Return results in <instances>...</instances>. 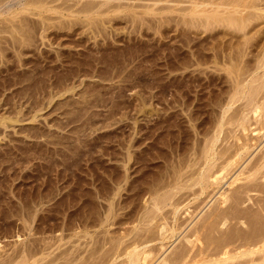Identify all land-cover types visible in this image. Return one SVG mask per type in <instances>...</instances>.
Here are the masks:
<instances>
[{
  "label": "rangeland",
  "instance_id": "374dc122",
  "mask_svg": "<svg viewBox=\"0 0 264 264\" xmlns=\"http://www.w3.org/2000/svg\"><path fill=\"white\" fill-rule=\"evenodd\" d=\"M208 1L0 0V264L24 258L27 264H69L71 258L122 264L127 259L124 245L133 233H142L139 228L145 229L141 217L151 200L144 193L152 186L161 188V182L171 179L173 166L185 157L195 159L190 153L201 152L215 133V154L235 143L239 130L227 124L219 131L213 123L218 118L217 126L220 119L225 123L236 110L245 113L239 108L247 100L226 105L236 87L232 66H252L251 74L240 76L243 86L264 74L254 69L264 61V0H241L257 9H239L247 12L242 17H256L252 22L245 19L242 30L223 21L231 7L214 8ZM247 117L254 119L252 114ZM257 122L249 121L250 131L244 133L246 140L255 139L253 144L248 141L252 150L231 176L225 174L219 188L202 193L198 186L183 188L177 196L183 195L179 204L185 207L179 205L176 213L174 206L163 210L167 240L150 244L156 253L149 264L179 254L187 244L184 236L203 224L222 191L246 183V175L240 176L243 182L228 189L233 178L242 170L246 173L244 168L264 153V130L251 134L260 129ZM220 163L216 161L214 170ZM196 166L191 167L198 170ZM191 169L185 170L195 171ZM184 174L182 185L192 183L193 174L197 179L195 172ZM259 193H249L252 202L237 207L246 211L247 224L228 222L232 228L228 223L220 226L223 230L214 232V238L227 239L229 234L227 240H236L231 245L236 248L255 231L254 224L264 230V195ZM253 199L259 200L258 206ZM193 245L186 248L196 252L204 246L196 241ZM261 252L240 255L239 261L236 257L228 264H251L263 257Z\"/></svg>",
  "mask_w": 264,
  "mask_h": 264
},
{
  "label": "bare ground",
  "instance_id": "6f19581e",
  "mask_svg": "<svg viewBox=\"0 0 264 264\" xmlns=\"http://www.w3.org/2000/svg\"><path fill=\"white\" fill-rule=\"evenodd\" d=\"M201 1V0H200ZM199 0H197V3L198 2H200ZM204 1H206L207 2V0H202V4L203 3H205ZM228 1V0H227ZM227 1H226V3H225V0H224V3H223V0H221V1H219V0H215L214 2H212V0L211 1H208V2H210V6H214V8H220L221 6L222 7H224L223 5H226V6H229V8L231 7V12L229 11H227V13L229 14V15H227V17L225 16L224 18H223V16H222V18L224 19H222L223 21H225V22H227V24H229L230 26H232L233 28H235L236 30H242V29H244V28H246V23H247V21L245 20V19H248V16H246L247 18H245V17H242L243 16V14L245 13H241V12H239L240 10L239 9H241L244 5L245 6H247L248 7V5H246L243 1H241V0H229L228 1V3H227ZM246 1V0H245ZM248 1V0H247ZM255 1V0H254ZM215 2H218V3H215ZM220 2H222V3H220ZM262 2V1H261ZM254 3V2H253ZM260 3V2H259ZM194 4V3H193ZM196 4V3H195ZM199 5H202V4H200V3H198ZM249 4V3H248ZM258 4V3H257ZM261 4V3H260ZM243 5V6H242ZM209 6V5H208ZM218 6H220V7H218ZM244 6V7H245ZM253 6H255V5H252V7ZM244 7H243V11L245 10V9H247L246 7H245V9H244ZM197 8V7H196ZM226 8V7H225ZM249 8H251L250 6L248 7V9ZM257 8H259V7H257ZM252 9V8H251ZM253 9H256V6H255V8H253ZM252 9V10H253ZM194 10V9H193ZM204 10V9H203ZM213 10H215V9H213ZM217 10V9H216ZM219 10V9H218ZM227 10V9H226ZM233 10H234V12H233ZM257 10V9H256ZM260 10H261V8H260ZM249 11H250V9H249ZM254 11V10H253ZM192 12V11H191ZM195 12H197V10L195 11ZM194 12V13H195ZM260 12V11H259ZM263 12V11H262ZM209 13V12H208ZM214 13H215V11H214ZM219 12L217 11V14H218ZM225 13V12H224ZM223 13V14H224ZM247 13V12H246ZM245 13V14H246ZM251 13V12H250ZM261 13V12H260ZM205 14V13H204ZM216 14V13H215ZM214 14V15H215ZM220 14V13H219ZM218 14V15H219ZM222 14V13H221ZM263 14V13H262ZM193 15V14H192ZM211 15V14H210ZM225 15V14H224ZM248 15H250V14H248ZM196 16V15H195ZM198 16H199V14H198ZM208 16V15H207ZM221 16V15H220ZM251 16V15H250ZM253 17H249V19L248 20H250V18L252 19V18H254V19H256V17H254V15H252ZM205 17H206V15H205ZM205 17H204V19H205ZM207 18V17H206ZM211 18V17H210ZM209 18V19H210ZM219 18V17H218ZM226 18V19H225ZM244 18V19H243ZM258 18L259 17H257V20H258ZM197 19V18H196ZM203 19V20H204ZM208 19V20H209ZM220 19V18H219ZM220 19V20H221ZM254 19H252V20H254ZM207 19H205V21H206ZM219 20V22L218 23H220V22H223V21H220ZM243 20H245L244 21V23H243ZM204 21V22H205ZM251 21V20H250ZM210 22V21H209ZM252 22V21H251ZM214 23V22H213ZM218 23H216V24H218ZM255 23V22H254ZM222 24V23H221ZM221 24H219V25H221ZM249 24V23H248ZM224 26H226V25H224ZM218 27H220V26H218ZM249 27V26H248ZM222 29V28H221ZM225 29V28H224ZM229 29H231L230 27H229ZM249 29V28H248ZM233 32V31H232ZM238 33V32H237ZM243 35V34H242ZM230 45V44H229ZM221 46V45H220ZM234 48V47H233ZM225 52V51H224ZM236 53V52H235ZM242 54V53H241ZM242 56V55H241ZM240 57V56H239ZM244 57V56H243ZM229 58V57H228ZM231 58V57H230ZM236 58V57H235ZM264 58V57H263ZM228 60H230V59H228ZM261 60H262V58H261ZM264 60V59H263ZM227 61V60H226ZM263 62V64H261V65H259V67H258V65H257V68H255V66H254V69L257 71H259V69H263V71H264V61H261V63ZM242 63V62H241ZM247 63V62H246ZM230 64H232V63H230ZM237 65V64H236ZM232 66V65H230V66H232V74L234 73V76H235V79H236V82H235V86L237 87H234V92H233V94L231 95V98H230V100L228 101V103H226V105L228 106V107H231L233 104H235V103H237V102H239L240 100H247L246 101V103H245V105H243V107L244 108H239V109H243V113L244 114H242L241 115V111H240V113H238L239 112V110L237 111H235L234 113H231V115H229V117H227L228 119H226L225 121V123H224V120H221L220 119V123H218L219 125L217 126L216 124H217V122H219V118L216 120L217 122H215L216 124H214L213 123V125H215L217 128V130H221V129H223L222 127L224 126V125H232V127H234L235 129H234V131H236V129L237 130H239V132H241V135H239V134H237L238 136H234L235 137V143L234 144H232V146H230V148H228V146H227V148H226V150H224V151H222V152H220V153H214V148H215V144H216V142H217V138L218 137H214V136H216V133H215V135H213L212 136V138L211 139H209L208 140V142H207V145H205L204 146V148H202L201 147V152L199 151V149H198V152L199 153H195L196 151H194L193 153H195V154H192V153H190L191 155L190 156H192V157H195V159H192V158H186L185 156V159H183V160H180V163L181 164H179V162H178V165H177V167H175V166H171L172 168H173V171H171V179L170 180H165L164 182H166V183H164V182H161V185H162V187H161V185L159 186V187H161V188H152L151 187V189H153V190H151V191H149V192H145L144 194H148L149 195V197H150V199L148 200V201H150L151 202V206H147V208L145 209V211H143V213H142V220H141V222L144 224V227H145V229H140L139 228V230L140 231H142V233H139V232H135V230H134V232L136 233H133V237H132V239H129V241H128V244H126V246L124 245V252H122V254L124 253L125 254V256L127 257V259H125V261H123V263L122 264H149V263H152L151 262V260L152 259H154V256H155V249L154 248H152L151 246H150V244H152L153 242L155 243V241L156 240H158V241H161L162 243H164L163 241L166 239L167 240V233L169 232V230H167V219H166V216H165V213H164V209H166V207L168 206H174L175 208H174V210H173V212L174 213H176V212H178V208H179V203H181L182 204V202L183 201H181V202H179L180 201V198L181 199H183V195L180 197L179 196V198H178V194L177 193H179L180 191H181V189H183L184 188V190H185V188H186V190L187 189H189V187H195V186H198V187H200V192L202 193V192H205V191H208V189H212V187H214V186H216V187H214L215 189H217V188H219V185H220V183L222 182V180L224 179V177H225V174H227V175H230V173L232 174V171H235L234 170V168L236 167L235 165L236 164H238V162L239 161H241L242 162V160H244V158L243 157H245L246 158V156L245 155H247V154H249L250 153V151L249 150H252V147L249 145V142H251L252 143V141L251 140H255V139H251L250 141H249V139L248 140H246L247 139V137H244V136H246V134L250 131V128L249 127H251L252 125L251 124H249L248 125V122L250 121V122H252L253 120H256V121H258L257 122V124H259L260 126V129L258 128L257 129V127H255L254 129H253V133H251V134H253L254 135V133L255 134H257V136H258V134L259 133H261V129H262V132H263V130H264V94H262V90H263V88H264V81H263V79L262 78H264L263 76H264V74L261 76L260 74V76L262 77H260L259 78V76L257 77V76H255V79L254 78H251V80L252 79H254V80H250V84L249 85H242L243 84V79L241 80V77L240 76H244L245 74H251V72H252V69L253 68H249L250 70H246L247 68H245V69H241V70H243V71H245L244 72V74L242 75L241 74V72L243 73V71H241V70H239V66L237 67V66ZM250 65V64H249ZM263 65V66H262ZM243 66V65H242ZM246 66V65H245ZM261 66V67H260ZM235 67V68H234ZM241 68V67H240ZM239 71V72H238ZM254 71V70H253ZM255 71V73H257ZM262 71V72H263ZM229 72V71H228ZM236 72H238L237 74H241V75H236ZM250 72V73H249ZM231 74V73H230ZM230 76V75H229ZM257 77V78H256ZM247 78V77H246ZM245 80V79H244ZM234 81V80H233ZM259 82V84L257 85V83ZM245 83V82H244ZM249 83V82H248ZM254 83H256V85L254 84ZM234 84V83H233ZM225 85V84H224ZM228 85V84H227ZM241 85H242V88H240L241 87ZM230 87V86H229ZM246 90L248 91V92H246ZM225 93V92H224ZM230 93V92H229ZM239 96V97H238ZM227 98V97H226ZM218 100V99H217ZM221 105V104H220ZM224 106V105H223ZM227 106H226V108H227ZM233 107V106H232ZM223 109V108H222ZM227 109H229V108H227ZM227 112H228V110H227ZM249 114H252L253 115V117H254V119L251 121V120H249V121H247L246 119L248 118L247 117V115H249ZM223 115V114H222ZM250 119H251V116H250ZM208 121V120H207ZM214 121H215V119H214ZM221 121H223V122H221ZM224 123V124H223ZM254 123V125L256 124V122H253ZM215 126H213V127H215ZM231 127V126H230ZM211 129V128H210ZM257 129V130H256ZM216 130V131H217ZM259 130V131H258ZM225 131V130H224ZM255 131H258V132H255ZM215 132V131H214ZM227 132V131H226ZM182 133V132H181ZM217 133H221V132H218L217 131ZM234 132H232V134H233ZM243 133V134H242ZM244 133H246L245 135H244ZM235 134V133H234ZM263 134V133H262ZM186 135V134H185ZM218 135V134H217ZM264 135V134H263ZM226 136H228V135H226ZM232 135H230V137H231ZM242 136V137H241ZM247 136H249V135H247ZM252 136V135H251ZM256 136V135H255ZM224 137V136H223ZM185 138V137H184ZM232 138V137H231ZM243 138V139H242ZM246 138V139H245ZM256 138V137H255ZM262 138V137H261ZM182 139V138H181ZM222 139H224V138H222ZM229 139V138H228ZM234 139V138H233ZM246 141H245V140ZM186 141V140H185ZM190 141V140H189ZM224 141H225V139H224ZM227 141V140H226ZM249 141V142H248ZM229 142V141H228ZM233 142V141H232ZM257 142V141H256ZM230 143V142H229ZM250 143V144H251ZM206 144V143H205ZM253 144V143H252ZM197 145V144H196ZM185 146H187V145H185ZM184 146V147H185ZM254 146V145H253ZM251 147V148H250ZM190 148V147H189ZM198 148V147H197ZM196 148V149H197ZM180 149H183V148H180ZM216 149V148H215ZM188 150H190V149H188ZM180 151H182V150H180ZM184 151V150H183ZM190 152V151H189ZM189 152H187V153H189ZM182 153V152H181ZM186 153V154H187ZM185 154V153H184ZM263 155H262V157L260 156V158L257 160L256 159V161H254V165L252 164V165H250V166H247L246 168H244V169H246V171L248 172H246V173H244L243 172V170L241 171V172H243V173H239L235 178H233V180L231 181V183H229L228 185H229V187H228V189L229 188H233V185H235L234 183H236V182H238L239 180L240 181H242V179H239V177L240 176H244V175H246V177L245 178H243V180L246 182L245 184L243 183V185L241 186V184H238L237 183V187L238 188H233V189H231V190H234V191H231V190H229L230 191V193H229V191H226L225 189H224V191H222V193L219 195V198H218V204L216 205L217 207H214L213 206V209L207 214V216L206 217H204L202 220H204V222L201 220L200 221V223H202L203 222V224H200V225H198V226H195V227H198L197 229L196 228H194V229H196V231L195 230H193V232H191V233H193V234H190V236L188 235V236H184V239L186 238V241H184L185 243H187L186 244V246L185 247H183L182 248V246H181V248H182V251L180 250V249H178V250H180L181 252L179 253V254H175V256L174 257H172V256H170V257H168V258H163L162 260H160V263H158V264H221V263H226V264H228V262H231V261H235L237 258H238V260L237 261H239V258H241V257H239L240 255H245V254H251L252 255V253L253 254H260V253H258V252H261V251H263L264 252V230H259L258 228V230L260 231V232H258V233H255V232H257L258 230L256 229V226L258 225H253L252 224V221H251V223L250 224H252L253 226H255V231H252V234H251V236H249L248 235V237L245 239V242L244 243H241L242 245V247H244V249L242 248V249H240L241 248V246L239 247H236L235 248V246L234 247H232L231 245L234 243V241H235V243H236V240H232V238L229 236V239L231 238V240L233 241H228L227 239H228V235L229 234H227V239H225V238H223V237H225L224 235L226 234V232H223V239H216V238H214V232H217L218 230L220 231L222 228L220 227V226H222V227H224V226H226V224L228 223V222H230V223H232V221H236L237 223L238 222H241V220H245V223H243V224H247L246 222V214L247 213H245L246 211H244V213H242V212H239V209L237 208V207H241V205H243L246 201L248 202V201H250L251 199H252V197L250 198V196H251V192L252 193H254V191H255V193L257 194V192L259 193H262L263 195H264V181L262 182V180H264V153H262ZM180 155V154H179ZM187 155H189V154H187ZM193 155H195V156H193ZM129 156H130V154H129ZM183 158V157H182ZM243 158V159H242ZM179 159V158H178ZM180 159H181V157H180ZM190 159H192V160H190ZM240 159H242V160H240ZM131 160V159H130ZM194 160V161H193ZM217 160H221V163H220V165L217 167V169L216 170H214V167H215V164H216V161ZM182 161V162H181ZM191 161H193L194 163H192ZM241 162H239V164H241ZM192 163V164H191ZM196 165H198L199 167H198V172L195 170V169H193V168H197V166ZM205 166V167H203L204 169H205V171H202V172H199V169H200V167H202V166ZM191 166H193V168L191 167ZM169 167H170V165H169ZM193 169V170H195V171H193V172H195V174H196V176H197V179H193V177H194V174H193V172H187L185 169H191V168ZM237 167H238V165H237ZM251 167V168H250ZM165 169V168H164ZM171 169V168H170ZM191 169V170H192ZM202 169V168H201ZM235 169H237V168H235ZM247 169H249V170H247ZM168 170V169H167ZM185 170V171H184ZM203 170V169H202ZM182 171H184V172H186V173H192L193 174V177L191 176L192 174H190L188 177H192V179H191V181H192V183L191 182H189V181H187V183H190L189 185L190 186H187L186 184L187 183H183V185L181 184V182L183 181V176L185 175L184 174V172H182ZM183 175H182V174ZM162 174V173H161ZM154 175V174H153ZM165 176V175H164ZM186 176H187V174H186ZM231 176V175H230ZM234 176H235V174H234ZM154 177V176H153ZM166 177V176H165ZM229 177V176H228ZM233 177V176H232ZM162 178H164L163 177V175H162ZM161 178V179H162ZM186 178V177H185ZM184 178V179H185ZM240 178H242V177H240ZM168 179V178H167ZM229 179V178H228ZM231 179V178H230ZM260 179H262V180H260ZM259 180L261 181L260 183H262V185H260L258 182H259ZM243 182V181H242ZM242 182H239V183H242ZM165 185H164V184ZM227 183H228V181H227ZM226 183V184H227ZM164 185V186H163ZM155 186H157V185H155ZM154 186V187H155ZM157 186V187H158ZM240 186V187H239ZM262 186V187H261ZM260 188V189H259ZM165 189H169V190H171V191H169V192H160V191H163V190H165ZM179 190V191H177V192H173L172 190ZM193 189V188H192ZM191 189V190H192ZM198 189V188H197ZM214 189V190H215ZM190 190V192H192V194H195L194 196H196L197 194H199V193H193L194 191H191ZM217 191V190H216ZM189 192V193H190ZM196 192V191H195ZM143 193V192H142ZM201 193H200V195H201ZM207 193V192H206ZM249 193H250V196H249ZM259 193V194H260ZM141 194V192L138 194V196ZM143 194V195H144ZM181 194V193H180ZM255 194V195H256ZM129 195V194H128ZM142 195V194H141ZM141 195L139 196V197H141ZM147 195V196H148ZM190 195V194H189ZM188 195V196H189ZM199 195V196H200ZM203 195V194H202ZM242 195H244V196H242ZM176 196H177V199H176ZM184 196H185V193H184ZM190 196H192V195H190ZM253 196V195H252ZM145 197V196H144ZM197 197V196H196ZM200 197H202V196H200ZM199 197V198H200ZM142 198H143V196H142ZM175 200H174V199ZM185 198V197H184ZM211 198V197H210ZM246 198V199H245ZM188 199V198H187ZM186 199V200H187ZM186 200H184V201H186ZM196 200H197V198H196ZM264 200V199H263ZM255 201V202H254ZM259 201V200H258ZM257 201V202H258ZM192 202H194V201H192ZM250 202H252V200L250 201ZM253 202L254 203H256L257 204V202H256V200H254L253 199ZM261 202H263V201H260L259 202V204H260V206H261ZM190 203V202H189ZM204 203V202H203ZM202 203V204H203ZM253 203V204H254ZM146 204V203H145ZM147 204H150V203H147ZM191 204V203H190ZM216 204V203H215ZM256 204H255V206H256ZM263 204H264V202H263ZM183 205V204H182ZM193 205V204H192ZM213 205V204H212ZM178 206V207H177ZM181 206V205H180ZM257 206H258V204H257ZM259 206V207H260ZM136 207V206H135ZM149 207V208H148ZM185 207V206H184ZM183 207V208H184ZM203 207V206H202ZM182 208V206H181V208L180 209H183ZM196 208V207H195ZM250 208V207H249ZM261 208H263V207H261ZM134 209V208H133ZM179 209V210H180ZM189 209V208H188ZM187 209V210H188ZM200 209V208H199ZM238 209V210H237ZM247 209H248V207H247ZM172 210V209H171ZM195 210H197V209H195ZM250 211H252L251 210V208L249 209ZM184 211V210H183ZM241 211H243V210H241ZM261 211H264V209L263 210H261ZM261 211L259 212V213H261ZM185 212H187V211H185ZM199 212V211H198ZM248 212V211H247ZM140 213V212H139ZM171 213V212H170ZM174 213H171V215L172 214H174ZM189 213V212H188ZM193 213H195V212H193ZM178 214V213H177ZM129 215V214H128ZM127 215V216H128ZM168 215V214H167ZM175 215V214H174ZM174 215H173V218L172 219H174ZM192 215L193 214H191V215H189V216H191L192 217ZM248 215H249V217H250V214L248 213ZM194 216V215H193ZM253 216V215H252ZM260 216V215H259ZM168 217V216H167ZM202 217V216H201ZM135 218V217H134ZM140 218V219H141ZM177 218V217H176ZM252 219V218H251ZM257 220V219H256ZM132 221V220H131ZM176 221H177V219H176ZM175 221V224H177L178 223V221L176 222ZM258 222V221H257ZM142 223H141V226H142ZM170 223V222H169ZM173 223V222H172ZM185 223H187V222H185ZM253 223H254V221H253ZM140 224V223H139ZM174 224V225H175ZM179 224V223H178ZM177 224V225H178ZM183 224V223H182ZM229 224V223H228ZM241 224V223H240ZM249 224V223H248ZM173 225V224H172ZM186 225H188V223L186 224ZM202 225V226H201ZM242 225V224H241ZM230 226V224L228 225V228H232V227H229ZM245 226H247V225H245ZM251 226V225H250ZM249 226V229L250 228H253V226H251L250 227ZM136 227H138V226H136ZM178 227V226H177ZM200 227V228H199ZM219 227H220V229H219ZM174 228V227H173ZM192 228V227H191ZM190 228V229H191ZM263 228V227H262ZM178 229V228H177ZM189 229V230H190ZM227 229V227L225 228V230ZM254 229V228H253ZM252 229V230H253ZM171 230V229H170ZM223 230V229H222ZM237 230V229H236ZM257 230V231H256ZM227 231H229V230H227ZM244 231V230H243ZM131 232H133V231H131ZM130 232V233H131ZM232 232V231H231ZM254 232V233H253ZM262 232V233H261ZM128 233V232H127ZM201 233L202 234H204V236L202 237L203 239H201L199 236L201 235ZM230 233V232H229ZM237 233V232H236ZM261 233V234H260ZM129 234V233H128ZM127 234V235H128ZM173 234V233H172ZM220 234H221V231H220ZM132 235V234H131ZM130 235V236H131ZM199 235V236H198ZM219 235V234H218ZM231 235V234H230ZM232 235H235L234 234V232H233V234ZM231 235V236H232ZM236 235H238V236H240L239 234H236ZM235 235V236H236ZM126 236V235H125ZM130 236H128V237H130ZM159 236V237H158ZM222 236V235H221ZM242 236V235H241ZM124 237V236H123ZM187 237H190V238H187ZM199 237V238H198ZM220 237V236H219ZM232 237H234V236H232ZM169 238V237H168ZM171 238V237H170ZM194 239L196 242H198V243H200V244H202V245H204L203 246V248H202V250H200V248L198 249V248H196V252H193L194 250H193V244L195 243V241L193 242V241H191L190 239ZM238 238V237H237ZM243 238V237H242ZM122 239V238H121ZM127 239V238H126ZM183 239V240H184ZM234 239V238H233ZM240 239V238H239ZM238 239V240H239ZM128 240V239H127ZM126 240V241H127ZM219 240V241H218ZM120 241H122V240H120ZM242 241H244V240H242ZM118 242H119V240H118ZM161 242H160V244H161ZM114 243V242H113ZM125 243V242H124ZM183 244V243H182ZM181 244V245H182ZM111 245V244H110ZM114 245H115V243H114ZM164 245V244H163ZM163 245H159V249L160 248H163ZM189 245V247H190V245H192V249H190V250H188L189 248H186L187 246ZM201 245V246H202ZM234 245V244H233ZM119 246V245H118ZM117 246V247H118ZM153 246V245H152ZM162 246V247H161ZM166 246V245H165ZM184 246V245H183ZM229 246H231L232 248L231 249H228V247ZM114 247V246H113ZM212 247H214V252H210V248H212ZM223 247V248H222ZM93 248V247H92ZM96 248V247H95ZM111 248V247H110ZM216 248V249H215ZM220 248H222V250L220 251L219 249ZM230 248V247H229ZM97 249V248H96ZM238 249H240V251L238 252ZM93 250V249H92ZM91 250V251H92ZM98 250V249H97ZM113 250V249H112ZM115 250V249H114ZM158 250V249H157ZM156 250V251H157ZM162 250V249H161ZM161 250H159V251H161ZM219 250V251H218ZM242 250V251H241ZM244 250V251H243ZM159 251H157V252H159ZM109 252V251H108ZM115 252V251H114ZM192 252V253H191ZM263 252H261V253H263ZM89 253V252H88ZM92 253V252H91ZM194 253V254H193ZM109 254V253H108ZM193 254V255H192ZM112 255H113V253H112ZM157 255H158V253H157ZM174 255V254H173ZM75 256V255H74ZM92 256V255H91ZM102 256V255H101ZM20 257V256H19ZM72 257V256H71ZM94 257H96V256H94ZM100 257V256H99ZM237 257V258H236ZM81 258V257H80ZM90 258V257H89ZM123 258H125V257H123ZM251 258V257H250ZM250 258H248V259H250ZM61 259H63V258H61ZM65 259V258H64ZM93 259V258H92ZM95 259V258H94ZM99 259V258H98ZM101 259V258H100ZM253 259V258H252ZM259 259V258H258ZM91 260V259H90ZM97 260V259H96ZM108 260V259H107ZM254 261H252L251 262V264H264V253H263V257L261 256V259L260 260H255V259H253ZM21 261V260H20ZM25 261V262H24ZM62 261H64V260H62ZM69 261V260H68ZM67 261V262H68ZM77 261H79L80 263L79 264H91V263H88V261L86 260V259H84L83 260V258H81V260L79 259H72L71 258V263H74V262H77ZM103 261V260H102ZM101 261V262H102ZM117 261V260H116ZM122 261V260H121ZM250 261V260H249ZM35 262V261H34ZM37 262V261H36ZM242 262V261H241ZM241 262H237V263H239V264H242ZM244 262H246V260L245 261H243V264H244ZM8 263V262H7ZM16 263V262H15ZM71 263H69V264H71ZM98 263H100V262H98ZM234 262H232V263H230V264H233ZM247 263H249L250 264V262H248V260H247V262H246V264ZM11 264H13V263H11ZM17 264H27L26 263V260H25V258H24V260L23 261H21L20 263L18 262ZM64 264V263H63ZM105 264H108V263H106L105 262Z\"/></svg>",
  "mask_w": 264,
  "mask_h": 264
}]
</instances>
